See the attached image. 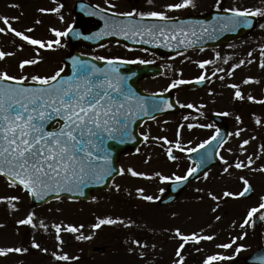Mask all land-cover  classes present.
Here are the masks:
<instances>
[{
    "label": "snow or ice",
    "instance_id": "6c2138e0",
    "mask_svg": "<svg viewBox=\"0 0 264 264\" xmlns=\"http://www.w3.org/2000/svg\"><path fill=\"white\" fill-rule=\"evenodd\" d=\"M149 5H153L155 0H147ZM106 8L95 6V11H87L89 16H99L104 20V27L91 35H84L83 39L93 40L100 39L104 36L121 35L125 39L139 40L143 43H149L151 40L162 39L165 47L169 46L170 40H175L176 47L183 46L185 48L194 47L196 43L202 38V35L207 33L211 38L209 28L203 27L202 22H197L200 25L201 34L198 35L197 25L185 24V22H173L174 18L167 15L168 11H177L187 8H196L197 0H179L177 3H168L163 7L165 11H141L133 8L127 12H117L115 9L117 5L112 3V0H105ZM12 7H19V5H11ZM63 7L62 4L53 9L40 8L41 13L54 12L59 13ZM83 8L84 5H81ZM215 8L229 13L226 16L217 17V20L222 27L219 31L235 32L241 26L251 28L253 26L252 18L264 16V8H238L230 7L222 9V0H216ZM110 13V15H109ZM125 17L127 19H118ZM138 18V19H135ZM12 20H18L19 17H13ZM63 20V16H60ZM147 20L160 21L161 23H145ZM4 27H0V33L11 32L15 37L27 42L29 45H38L39 48H52L53 44L60 46V37H67L73 31V27L69 26L64 31L51 29L54 35L58 38L55 41L44 42L34 39L25 32L19 31L12 27L9 17H0ZM41 21L37 20L36 23ZM211 27V26H209ZM260 28L264 29V24H260ZM217 29L213 28L215 32ZM27 32H32V28L26 29ZM76 36H81L80 32ZM196 37L193 41L189 38ZM22 47V46H21ZM203 50V49H201ZM38 52V50H37ZM261 60L260 67L264 69V47L260 50ZM14 53L0 50V60H4ZM252 55L251 52L248 53ZM97 60L105 61V67H98L90 60L81 59L80 57L71 58L72 75L66 78L61 77L64 68L61 67L52 75H27L13 76L8 71H0V176L4 177L9 187H19L26 191L30 196L37 199H44L49 193H69L84 195V189L90 184H104L113 173L117 175L130 174L132 177H142L145 179H152V176L144 172L136 171L132 168L115 169L112 166L111 151L108 146L109 141H115L120 144L128 140H135L131 132V124L138 114L150 116L153 112L162 111L165 107L167 109L173 108V104L168 100H152L148 102L146 98L136 96L134 91L127 86L126 77L120 74L118 65L120 64H145L149 61L142 59L125 60L120 57L106 58L104 56L95 57ZM216 59H220L219 53L216 54ZM227 63V60L224 61ZM249 60L247 63H252ZM39 63L38 59H25L19 62V69L24 71L26 66L36 65ZM214 61L205 60L198 62V66L204 69L206 65L212 64ZM245 63L241 60L238 64L232 66L228 75H232L236 68H239ZM217 69L213 71L212 76L216 75ZM210 79L204 74H201L195 79V83L201 84L205 80ZM223 79V77H220ZM253 81L252 78H246L243 83L249 84ZM193 81L178 79L169 85V89L176 88L183 84H190ZM229 87L236 89L234 98L237 100L245 99L239 86L236 84L229 85ZM249 101H254L255 98L251 95L246 97ZM264 103V101H258ZM182 107L193 108L192 104L181 105ZM217 115L228 116L227 112L217 113ZM187 119V117H185ZM239 121L240 117L237 116ZM260 124V120H256ZM197 125H188L189 128ZM200 127H213V125H199ZM180 127H183L181 125ZM220 135V130L216 129V135L211 137V141L217 140ZM240 135V130L235 133ZM163 140L165 144H172L166 137L153 138ZM255 139V137H253ZM143 140L147 142L149 136L143 135ZM205 141L199 147L203 148L205 144L211 143ZM250 143L249 140H243L240 145L244 149L245 145ZM174 147L183 152L185 149L179 142V130L177 131V140ZM196 149H191L195 151ZM229 151H231L229 149ZM261 151L264 152V146H261ZM139 152V149H137ZM167 156L169 160H176L177 157L173 155L172 147L167 149ZM259 158V157H257ZM221 160L226 165L223 169L224 173H228L229 169L234 167L236 169L248 168L254 160L251 156L247 158V163L244 161H237L234 164L221 157ZM147 162V161H145ZM198 168H189L187 173L183 176L173 174V177L163 176L159 172L155 176L159 177L161 182H168L173 180L177 183L188 181L189 177L197 172ZM259 171H264L260 168ZM207 176L205 175V179ZM244 188L239 193H232L225 191L224 197L245 196L251 191V185L247 179L241 177ZM116 191H119V185H114ZM141 194V198L145 201H154L157 197L151 195H143V189H137ZM161 192L164 189L160 190ZM200 191V189H197ZM212 200L218 201L220 198L208 193ZM59 198V196H57ZM7 201L11 208L16 205L12 202L19 201L18 196L0 197V202ZM219 207L217 203L216 208L212 211L216 212ZM264 209V202H261L257 207L251 208L247 217L240 225L243 228L253 222V217ZM34 213H29L26 218L17 221L19 225H29L36 228L38 225L34 223ZM220 220V216H216ZM259 219L264 221V215H260ZM131 221L126 224V227L131 226ZM125 224L122 219L97 218V223L91 227L99 229L102 225H116ZM39 227L47 231V225L42 221L39 222ZM55 229V239L62 244L61 239L62 226L60 224H53ZM83 227L79 228L72 225L63 226V231L69 233H78ZM176 237L182 243L176 251V256L179 258L174 264H184V257L182 250L188 243L199 244L202 240H212L213 236L198 235L192 233L184 235L179 229L176 230ZM77 240L91 239V236H84L82 234L76 235ZM243 239V236L240 237ZM236 242L233 238L231 243L218 245L220 248L228 249ZM132 243L140 248H145L147 245L140 244L139 241H132ZM31 248L39 249L42 252H47V249L41 248V245L36 243L33 239ZM243 246L236 248L238 254ZM29 251L28 248L9 247L0 248V256H8L9 254H24ZM131 253L135 251L134 248H129ZM199 251V249H197ZM51 255L59 261H68L70 257L67 254L58 255L52 252ZM141 258L145 253L140 252ZM71 259H77L71 257ZM232 259V257L223 255H212L206 258L204 264H212L214 261H223Z\"/></svg>",
    "mask_w": 264,
    "mask_h": 264
},
{
    "label": "flooded vegetation",
    "instance_id": "af4514ba",
    "mask_svg": "<svg viewBox=\"0 0 264 264\" xmlns=\"http://www.w3.org/2000/svg\"><path fill=\"white\" fill-rule=\"evenodd\" d=\"M233 1L235 0H222V9L233 7ZM57 2H60L59 5H63L58 16H63L71 25H79L81 28H87L89 26L97 25L100 22H104V20L100 19L99 16L87 15V11H95V6L97 5H99L100 8H106L107 5L105 4V0H43L42 4H46L44 9H53L55 8ZM177 2H179V0H155L153 5H149L147 0H112V3L117 5V8L115 9L117 12H127L131 11L133 8L141 11H165L163 7L165 4ZM215 4L216 0H197L196 8L168 11L167 15L174 18L173 22L178 23L184 18L200 17L214 11H222L217 10L215 8ZM81 5H84V7L82 8ZM9 18L12 23L16 24L13 28L24 32L21 30L22 23L20 19L15 22L11 19L13 16ZM43 18L47 20V22L51 23L55 21L56 13L50 11L45 12L43 13ZM145 23L161 22L147 20ZM25 34L29 36L31 35L29 33ZM31 36L34 39H38L35 37V34H32ZM245 39L246 37L234 42L222 44L218 47L202 48L203 50L176 49L174 50L176 53H171L173 50V47H171L173 42L169 41V46L165 47L162 39L151 40L149 42V47L147 48H135L127 43L119 42H110L96 47L74 45L72 41L67 42L66 53L79 52L93 57H120L125 60L142 59L144 61H149V63L145 64H125L124 68L120 65H118V67H122L124 72L128 73L135 67L147 66L149 74H146L139 80V84L142 89L147 92L166 93L169 95V99H174L176 101L178 107L173 106L172 112L169 110L163 115L155 118L153 121L145 123L140 128V131H145V128L148 125H151L154 121H160L163 127L157 125L155 126V131H176L174 136L170 134L163 136L166 137L168 141H171L172 144H165L163 140H160L161 143H158L157 139L153 140L154 142H152V145L149 146V153L146 152L145 154L147 162L156 165V158H162L163 156L162 160L165 162L159 160L158 162L174 166L176 170H173L170 174L166 175L168 177H173V174L180 176L185 175L189 168H193L202 160H204V162L213 161V165L210 169L202 177L191 181L187 185L186 190L182 192L177 200L167 206H162L161 208L162 211H166L168 208L174 207L176 204H180V200L184 196H188L187 199L194 200L195 203L203 201L202 205L209 210V216L204 220L206 223L199 226L198 228L202 227L200 229L186 230L181 228L179 229L180 232L184 235L196 233L198 235L215 237V235H213L214 232H216L215 228H220L218 234H222L223 236H221V241L213 242L211 240H202L199 244H186L182 250L184 264H204L206 258L212 255L232 257V259L228 260L214 261L212 264H264V221L259 219L260 215H264V209L253 217V222H250L249 225H245L243 228L240 227L244 219L247 217L248 211L253 207H257L261 202H264V181L261 180L264 175V171H259L260 168H264V161L261 159L263 153L261 151V146H264V129L256 123L257 119L260 120L259 116L262 111L261 106L264 105V103L258 102L264 101V95L261 94V96H259L257 93L260 90H263V88L262 86L257 88L255 86L257 83L254 82L249 84L243 83L245 79L242 77L247 76V72H245V68L242 65L234 71L237 74H240V82L229 80L228 76V72L232 69V66L235 65L232 64L233 60L231 48L235 44H240L239 41H245ZM161 47L171 50H164ZM0 49L2 51L10 50L9 52L14 53V55L8 56L4 60H0V66L2 63L8 64L7 69H2L0 71L6 70L13 76L27 75L30 77L31 75H40L39 67L41 48H39L38 45H29L27 42L15 37L13 33L8 32L6 34L0 33ZM238 49L236 50L237 52ZM240 49H242V47H240ZM198 52H208L209 55L204 54L207 55V57L197 56L196 53ZM217 53L220 55L219 60L216 59ZM49 57L51 58V56ZM25 59H38L39 63L36 65L26 66L24 71L21 72L18 65L20 61ZM205 60H212L214 63L206 65L204 69H201L198 66V62ZM225 60H227V63L224 62ZM217 69H223V71H217L216 75L212 76L213 71H216ZM55 71L56 68L51 70L52 74H54ZM182 71H186V73L184 74ZM201 74L210 77V79L205 80L203 85H199L195 89L190 88V84H183L176 88L169 89V85L175 80L183 79L193 81ZM168 76H172L173 80H171ZM220 77H223V79H220ZM159 79L165 80L163 89L160 87L152 90L145 88L142 85L145 81ZM232 84L239 86V90L242 92L245 99L237 100L234 98L236 89L229 87V85ZM247 86H250L249 95L255 98L254 101H249L246 98L249 96L245 95V89ZM180 89L186 92V96L184 98H180L178 95ZM182 99L187 101V104L191 103L194 107H182L181 105H187ZM224 112H227L230 115H217V113ZM237 116L240 117L239 121L236 120ZM185 117H187V119H185ZM190 124L197 126L189 128L188 125ZM209 124L213 125V127L209 128L199 126ZM181 125H183V127H180ZM216 129L225 131L226 134L218 136L217 140L214 141L218 143L215 152L213 154H201L198 152L200 150L199 146L202 143L210 141L211 137L216 135ZM178 130L179 142L185 149L183 152L174 147V143L177 140ZM238 130H240V135L236 136V132L234 131ZM147 131L151 130L147 129ZM253 137H255V139H253ZM243 140H249L250 143L245 145L244 149H241L240 145ZM169 147H172L173 155L177 157L176 160L168 159L167 149ZM162 149L164 154L161 156L160 152ZM191 149H196L195 152H198L196 161H192L190 158ZM229 149L231 151H229ZM240 156L242 157L241 159ZM249 156H251L254 160V163L250 167L242 169L232 167L229 169L228 173L223 172L226 165L221 160V157L226 159L229 164H234L238 160L247 163L246 157L248 158ZM205 175L207 176L206 179ZM241 177L247 179L253 187L251 196L248 198L239 196L224 197L223 193L225 191L239 193L243 190L244 184ZM158 181L161 182V180ZM206 185L208 186L204 187ZM238 185H240L239 188L237 187ZM234 187L237 188L238 191L233 192L232 189H234ZM189 188H193L194 191L186 192ZM197 189H200V191H197ZM210 192L220 199L218 201L212 200L208 195ZM156 194L158 193L146 195H151L153 197L161 195ZM217 203H219V207L216 212H213L212 209L216 208ZM181 209L182 208L177 209L176 211ZM216 216H220L223 219L224 224L216 226ZM166 218H168V216ZM165 226L163 225L162 230L160 231L161 235L158 237L165 239V257L167 258V261L175 262L179 259L176 256V251L182 241L176 237V231L173 233L165 232ZM208 226L210 228H207ZM202 231L205 232V234L201 233ZM241 236H243V239H240ZM149 237H153V235L149 233ZM233 238H236V242L232 244L231 248L224 249L218 247V245L221 244L231 243ZM240 246H243V248L237 254L236 248ZM197 249H199V251H197ZM250 257H253V262L248 261ZM133 262L134 258L131 256V262L129 264H133Z\"/></svg>",
    "mask_w": 264,
    "mask_h": 264
},
{
    "label": "rangeland",
    "instance_id": "374dc122",
    "mask_svg": "<svg viewBox=\"0 0 264 264\" xmlns=\"http://www.w3.org/2000/svg\"><path fill=\"white\" fill-rule=\"evenodd\" d=\"M42 3L43 0H0V17H19L22 23L21 30L29 33L26 31V29L32 28L33 32L35 31V34H37L36 36L41 38V41L48 42L49 38H53L54 40L51 39V41H55L58 38L54 35L51 29L64 31L66 27L70 25V23L66 21L64 17L63 20H61L60 16H58L59 13H56L55 21L51 23L47 22V20L43 18V13L38 11V9L44 8V6H46V4L43 5ZM59 3L60 2L56 3L55 8L59 5ZM242 3L245 4V7L243 8H246V5L247 8H264V0H235L233 1L232 6L239 8L243 6ZM11 5H19V7H12ZM33 20L34 22H31ZM37 20L41 22L36 23ZM12 21L16 22V20ZM260 24H264V16L259 17V25L255 29L254 33L248 37L246 41L232 46L231 53L233 60L232 64H238L241 60L245 61L242 66L245 68V72H247L248 77L244 76L242 78H251V76L254 75L253 81H258V83L254 82L257 83L255 86L257 88H260L261 86L264 88V69L259 66L261 60L260 50L262 47H264V29L260 28ZM12 25L16 26L14 23H12ZM0 27H4L2 21H0ZM59 39L60 46L53 44V48L50 50V53L47 52V47L41 48L39 67L40 75H51V70L61 66L63 63L62 58L66 52L67 45L65 43V37H60ZM240 47H242V49H240ZM237 49L238 52L236 51ZM249 52L252 53L251 56L248 55ZM196 54L197 56L202 57H207V55L204 54L209 55L208 52H198ZM49 56H51V58ZM249 60L253 62L247 63ZM7 68V63H2L0 66V70ZM182 72H184V74L186 73V71ZM228 76L229 80L240 82V74L233 72L232 75ZM168 77L173 80L172 76ZM164 84L165 80L159 79L145 81V83L142 85L145 88L153 90L160 87L163 89ZM250 86L246 87L245 95H249ZM261 94L264 95L263 90H260L257 93L259 96H261ZM178 95L180 98H184L186 96V92L180 89ZM183 101L187 104V101ZM261 108L262 111L260 112L259 116V126L264 129V105H262ZM157 125L163 127L160 121H155L145 128V131L150 129L152 132L150 133L147 131L150 133V136L149 140L145 143V146L141 147V150L143 149L141 151L142 156L146 152L149 153V146L152 145V140H154L153 138L163 137L169 134L174 136L176 133V131H155V126ZM157 142L161 143L160 140ZM160 153L161 156L164 154L163 149ZM141 155H138L139 157L134 156L132 159L131 157L124 156L121 163L122 167L129 168L128 164L131 166L137 165L134 167V170L144 172L153 178L145 179L142 177H132L130 174L126 173L114 181L108 190L96 193L93 201H100V205L91 203V201L70 200L66 197H63L47 204L34 207L29 203L27 192L21 190V188L18 189L9 187L5 179L0 177V197H19V201L12 202L16 205L14 209L10 207L7 201L0 202V248L22 247L29 249V251L24 254L12 253L8 256H0V264H61L58 262L59 260H56L51 255L52 252H56L58 255L67 254L70 257V260H73L71 257H84L85 260H83V262L80 264H129L131 262V257L129 256L131 255H135L136 257L138 256L137 260H135V263L133 264H165L163 260L165 257V239L158 237L161 235L160 231L162 229V224L165 222V232L169 233H173L177 229L181 228L186 230H197L199 226H202L204 219L208 218L209 210L204 205H202L203 201H198L195 203L194 200L187 199L188 196H184L180 200V204H176L174 207H170L166 211H162L161 207L155 204V201L143 200L137 189H143V195L154 193L160 194V190L165 189V187L162 183L158 182L160 179H158L159 177L155 176V173L159 172L161 175L166 176L167 174H170L171 171L176 170V168L174 166H169L167 163H163L165 162L162 160L163 156L162 158H156V165H152V163H148L146 166L138 165L139 162L143 164L145 162L140 158ZM241 158L242 157L240 156V159ZM261 159L264 161V152L262 153ZM158 160L163 162H158ZM261 180L264 181V175ZM114 185H119L120 190L116 191ZM207 186L208 185L204 187ZM235 187L232 189L233 192L238 191V189ZM237 187L239 188L240 185ZM193 191V188H189L186 192ZM180 208L182 209L176 211ZM15 213H18V215L15 216L16 223L18 220L26 218L29 213H34V223H36L38 226L33 228L29 225L17 224L19 225L18 228L20 229L18 232L16 231L15 227H8L9 218L13 217ZM114 214L118 215L112 217ZM107 216L113 219H122L125 221V224H118L120 226L102 225L99 229L95 230L91 227L93 224H95V222L92 221L93 218H107ZM167 216L168 218H166ZM41 221L47 225V231H45L44 228L39 227V222ZM130 221L132 222L131 226L126 227L125 225ZM53 224H60L62 226V231L60 233L61 239L63 240L62 244H60L55 239L56 233L55 229L52 227ZM222 224L223 220L220 219L216 226ZM65 225H72L77 228L83 225V227L78 233H69L63 231V226ZM207 228L210 227L208 226ZM215 229L216 232H214L213 235H215L216 239H212L211 241H221L222 234L220 236L218 234L220 228L216 227ZM140 230H148L147 234L150 233L153 235V237H139V232L137 231ZM201 233L205 234L203 231ZM80 234L84 236H91L92 238L86 240H77L75 237L76 235ZM33 239L36 243L41 245V248L47 249L48 251L42 252L39 249L31 248ZM132 241H139L140 244L147 245V247L140 248L134 245ZM92 245H108L109 249L108 252L102 256H98L95 259H87V249ZM129 248H134L135 251L130 253L128 251ZM140 252L145 253L143 260L139 258L141 257L139 255ZM123 253H126V255ZM119 256L126 257V259L120 258ZM148 256H150L149 263ZM2 257L6 258L1 259Z\"/></svg>",
    "mask_w": 264,
    "mask_h": 264
},
{
    "label": "water",
    "instance_id": "95a60500",
    "mask_svg": "<svg viewBox=\"0 0 264 264\" xmlns=\"http://www.w3.org/2000/svg\"><path fill=\"white\" fill-rule=\"evenodd\" d=\"M252 20H253V26L251 27V28H248V29H241V27L240 28H238L235 32H228L226 35H225V39H223V38H217V39H213L212 41L213 42H207V43H205V44H207V45H217V44H220L221 42H224V41H226V40H231V39H233V38H236V37H240V36H243L244 34H246V33H248V32H250L251 30H252V28L255 26V24H256V19L255 18H252ZM155 114V113H154ZM142 121L140 120L139 121V123L138 124H140ZM138 144H140V141L138 140V138L136 137L135 138V141L133 142V141H131V142H128V143H126L125 144V146L124 147H122V149H117V151H116V155H115V157L113 158V160H112V163H113V166H115V169H117V157H118V154L122 151V150H124V149H126V148H129V147H131V146H137ZM113 147H115V145H113ZM116 175V173H113V176L112 177H109L108 179H107V181H106V183H104V184H90V185H88L85 189H84V195L83 196H79L78 194H69V193H59V194H57V193H49V194H47L45 197H44V199H37V198H35V197H32L31 196V201H32V203H34V204H42V203H45V202H47V201H49V200H52V199H54V198H57V196H63V195H67V196H69L70 198H75V199H78V198H84V197H86V198H89L90 197V194H91V191L93 190V189H95V188H106L108 185H109V182L111 181V179L114 177ZM191 177H193V176H191ZM186 182L187 181H185V182H181V183H177V182H174L173 184H172V186L170 187V190H169V195L168 196H165L163 199H162V202L163 203H166V202H170V201H172V200H174L177 196H178V194L181 192V190H182V188H183V186L186 184ZM99 250H101V249H96V250H93V249H91L90 251H89V254H92V253H94V252H96V251H99Z\"/></svg>",
    "mask_w": 264,
    "mask_h": 264
}]
</instances>
